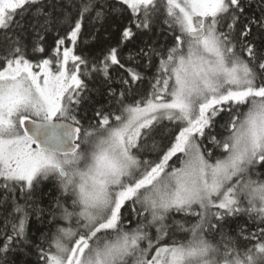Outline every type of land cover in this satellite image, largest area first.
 <instances>
[{
  "label": "snow or ice",
  "instance_id": "6c2138e0",
  "mask_svg": "<svg viewBox=\"0 0 264 264\" xmlns=\"http://www.w3.org/2000/svg\"><path fill=\"white\" fill-rule=\"evenodd\" d=\"M0 264H264V0H0Z\"/></svg>",
  "mask_w": 264,
  "mask_h": 264
},
{
  "label": "trees",
  "instance_id": "16d2710c",
  "mask_svg": "<svg viewBox=\"0 0 264 264\" xmlns=\"http://www.w3.org/2000/svg\"><path fill=\"white\" fill-rule=\"evenodd\" d=\"M84 31H85V34L89 31V25H88L87 22L85 23ZM47 42H48V44H52L53 37L52 36H49ZM113 43H114V41H113ZM137 43H138V41L129 43L128 44V48H125L123 50V52L126 53L129 48H135ZM100 48H101V45L100 44H91L87 48H85V51H87V52L95 55V54H98L99 53ZM177 218H179V217H177Z\"/></svg>",
  "mask_w": 264,
  "mask_h": 264
}]
</instances>
